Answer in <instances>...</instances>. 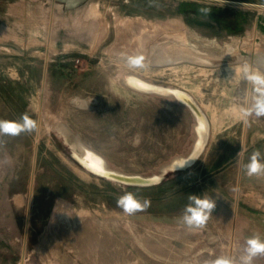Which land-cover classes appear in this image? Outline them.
Here are the masks:
<instances>
[{"label":"rangeland","instance_id":"obj_1","mask_svg":"<svg viewBox=\"0 0 264 264\" xmlns=\"http://www.w3.org/2000/svg\"><path fill=\"white\" fill-rule=\"evenodd\" d=\"M183 1L238 11L244 17L242 29L231 32L207 17L178 13ZM20 9L54 13L62 18L60 26L72 15L79 26L86 22L102 31L96 62L73 58L62 63L58 75L42 81L35 106L44 127L72 121L107 156L111 168L143 176L161 173L162 165L177 159L171 156L188 147L182 142L188 114L166 98L143 97V109L134 111V96L127 95L124 124L122 115L119 124L110 113L109 125L103 110L94 111L95 119L83 108L73 110L93 93L100 102H109L102 95L104 86L119 85L124 74L182 85L198 94L202 77L216 73L223 97L203 106L225 110L204 114L224 125L216 127L221 133L206 157L142 187L81 169L74 173L76 166L61 143H48L45 155L28 142L27 134L38 133L37 127L16 136L14 143L0 141V264H204L220 255L237 257L247 237L264 236V176L249 177L243 168L254 150L264 152V117H252L242 127L240 110L250 102V85L231 79L232 68L246 62L263 69L239 56L264 51V0H227L223 6L221 0H23ZM175 51L203 55L208 62L161 61L166 52ZM127 56H142L143 66L128 67ZM138 131L142 135L136 136ZM116 189L119 196L133 192L151 205L126 215L117 207ZM106 191L117 197L108 198ZM204 193L216 200L206 225L196 230L179 225L187 196ZM254 264H264V257Z\"/></svg>","mask_w":264,"mask_h":264},{"label":"crops","instance_id":"obj_2","mask_svg":"<svg viewBox=\"0 0 264 264\" xmlns=\"http://www.w3.org/2000/svg\"><path fill=\"white\" fill-rule=\"evenodd\" d=\"M22 1L0 0V119L19 121L21 116L27 113L30 118L37 122V128L39 129L37 131L38 133L32 136L27 134L29 137L28 142L32 141L39 145L38 149H40V153L44 149L43 152L46 155L48 143L59 142L62 145L64 153L66 152L67 156L76 166V168H72L74 173L77 174L78 169H81L82 172L93 177L110 180L105 176L96 174L85 168L73 157V151H81L83 149L82 146H85L87 149L100 155L110 167L107 156L91 144V139L84 138L82 131L72 121L67 119L56 121L52 126L49 125L50 127H44L40 122L36 112L38 109L35 106L36 102L38 104L40 102L42 81H48L58 75V69H61L62 63H70V60L73 58H78L80 63L85 62L90 64L96 62L94 60L97 58L95 52L98 50L100 39L102 37L104 38L101 34L102 31L100 29H93L92 25L88 27L86 22H83L79 26L78 18L72 15L66 18L67 21L64 25L60 26L57 25V21H61L62 18L54 13L47 15L46 12L41 11L21 12L22 9H20V6ZM173 62L172 64H175ZM180 62L191 63V61L186 60H181ZM168 64L170 65L171 63ZM218 78L216 73H210L209 76L200 78L198 94L182 85L174 86L158 82L153 83L179 88L187 92L204 113L207 109L225 110V107L208 106L211 102H214L213 100H216L222 95L219 92L221 88L218 87L220 84L215 82ZM104 88L107 90L104 89L102 95L108 96L109 102H100L99 97L97 98L93 93L95 97L80 100V103L73 110L83 108L91 113L87 116H90L92 119L96 117L94 111L103 110L102 118L109 119V125L111 124L110 118L112 120L111 114L114 118L118 119L119 124H121L122 115V124H124L128 108L127 95L134 96V103L132 105L134 111H137L139 107L140 110L143 109V97L166 98L174 106L178 105V107H181L188 114L186 139H182L183 143H188L187 151L186 153L173 155L170 158H185L192 152L193 146L198 140L196 131L197 122L186 104L171 95L144 91L126 86L123 83H119L117 86H104ZM175 99L178 100L177 104L174 102L176 101ZM15 102H21L22 105L18 107L15 105ZM206 104H208V107L203 106ZM205 115L208 122V129L204 144L194 162L187 167L192 166L200 157H206L208 155L213 143L216 141L217 133H221L220 130H216V127H223L224 125L223 123L216 124L207 114ZM242 125V127H246L245 122ZM41 127L44 131H41ZM135 135L139 136L142 134L138 131L135 132ZM182 136H185V127ZM15 137L9 136L8 138V136H5L0 141L14 143L16 140ZM53 137L55 140H53ZM74 142H77L79 147ZM45 155L44 157L46 158ZM165 165H162V167ZM116 190L119 191L117 194L119 196L120 190ZM106 196L108 198L117 197L116 195L112 196L111 192H107ZM140 196H143L142 193Z\"/></svg>","mask_w":264,"mask_h":264},{"label":"clouds","instance_id":"obj_3","mask_svg":"<svg viewBox=\"0 0 264 264\" xmlns=\"http://www.w3.org/2000/svg\"><path fill=\"white\" fill-rule=\"evenodd\" d=\"M226 2L227 0H221L222 6ZM198 11L204 17H209L211 13L210 8H200ZM143 59L142 56H127L125 62L130 68L142 67ZM232 69L234 76L231 79L239 77L250 85V102L246 107L241 108V119L248 123L252 117H264V69L253 67L247 62L239 68ZM36 127L37 122L27 113L23 114L19 121L0 119V137H15L22 133H31ZM243 168L249 177L264 176V152L259 149L254 150ZM116 203L117 207L129 216L143 212L151 205L149 199H140L133 192H125L117 198ZM215 207L216 200L206 193L203 195L190 194L187 196V203L182 213L177 217V223L188 230L202 229L212 216ZM257 257H264V236L253 234L245 239L237 257L220 255L204 261V264H254Z\"/></svg>","mask_w":264,"mask_h":264},{"label":"bare ground","instance_id":"obj_4","mask_svg":"<svg viewBox=\"0 0 264 264\" xmlns=\"http://www.w3.org/2000/svg\"><path fill=\"white\" fill-rule=\"evenodd\" d=\"M168 47H170V46H168ZM155 48H157V47H155ZM166 50H168V49H166ZM184 51L182 53L181 52L176 53V51H175V53H171V54H167V52H166L167 55L165 54L164 56L162 55V53H163V51H162V53H161L162 56L160 59L162 62H171V61L179 60L180 58L185 59L186 61H191V62H196V63H207L208 62L207 57H205L203 55H199V54H196L193 52L187 53ZM168 52H169V50H168ZM164 53H165V51H164ZM249 53L250 54L240 55V56L238 55V56L240 58L241 57L246 58L249 61H251L252 63L257 64L264 69V51L258 50V49H253V50H249ZM154 60H156V59H154ZM120 79L124 85L132 87V88H136V89H140V90H144V91H149V92L150 91L151 92H160V93H165V94L171 93L177 99L183 100L186 103H189L193 108H195V110H196L195 114L197 116L196 131H197L198 140L193 146V152H195L197 150L200 151V149L203 146L204 135H205V133H207V129H208L207 119H205V114H203V112H201L200 110H198L196 108V106H194L193 99L190 95L185 94L184 92H182L181 90H177L176 88L162 86V85L153 83L149 80H146L144 78H141V77L136 76L135 74H131V73H127V74L122 75ZM74 144H77V142L76 143L74 142ZM77 147H79L78 144H77ZM82 148L83 149H81V151H83V152H81V151L75 152L74 151V155H75V157H77L81 161V163L87 169H89L95 173L109 177L110 179L121 180L124 182H134V183L153 182V181H156L157 179H159V177L164 172H166L168 169L180 167V166L185 165V164H187L193 160V157H191V156L190 157L187 156L185 158L180 157V158L173 160L169 164L163 166L161 168L162 169L161 173H155V174H152L149 176H143V175H139V174H128V173H124V172H121L119 170L110 168L106 164L105 160L100 155H98L97 153L87 149L85 146H82ZM194 155H195V153H194Z\"/></svg>","mask_w":264,"mask_h":264},{"label":"trees","instance_id":"obj_5","mask_svg":"<svg viewBox=\"0 0 264 264\" xmlns=\"http://www.w3.org/2000/svg\"><path fill=\"white\" fill-rule=\"evenodd\" d=\"M200 8H210L211 13L207 18L217 21L221 25L228 27L231 32H236L242 29V21L244 20V17L238 11H232L226 8H217L206 4L183 1L177 5V12L191 16H203L198 11ZM200 23L201 22H196V24Z\"/></svg>","mask_w":264,"mask_h":264},{"label":"water","instance_id":"obj_6","mask_svg":"<svg viewBox=\"0 0 264 264\" xmlns=\"http://www.w3.org/2000/svg\"><path fill=\"white\" fill-rule=\"evenodd\" d=\"M177 90H181V89H178V88H176ZM182 92H184L185 94H188L187 92H185V91H183V90H181ZM158 93H160V92H158ZM162 94H165V93H162ZM168 95H171V96H173V97H175L173 94H171V93H168ZM176 98V97H175ZM177 99V98H176ZM193 99V98H192ZM178 100H180V99H178ZM181 102H183L184 104H186L188 107H189V109L191 110V112H192V114L194 115V117H195V119H196V122H197V116H196V114H195V112H196V110H195V108H193L189 103H186L185 101H183V100H180ZM193 102H194V106H196V108L198 109V110H200L201 112H203L202 110H201V108L196 104V102L193 100ZM204 114V113H203ZM205 119H207L206 118V115H205ZM207 126H208V122H207ZM206 134L207 133H205V135H204V140H205V137H206ZM204 140H203V144H204ZM194 153H195V155H194ZM198 153H199V151L197 150V151H195V152H193V150H192V152L188 155V157H193V160L191 161V162H189V163H187V164H185V165H182V166H180V167H176V168H172V169H168L166 172H168L169 170H178V169H182V168H185V167H187V166H189L190 164H192L193 162H194V160L196 159V156L198 155ZM72 154H73V157L81 164V165H83L82 163H81V161L77 158V157H75V155H74V151L72 152ZM84 166V165H83ZM85 167V166H84ZM86 168V167H85ZM166 172H164L160 177H159V179H157L156 181H153V182H149V183H134V182H124V181H121V180H114V179H111V180H114V181H117V182H119V183H122V184H125V185H137V186H148V185H153V184H157L158 182H160V180L162 179V177H163V175L166 173ZM95 173V172H94ZM96 174H98V173H96ZM101 175V174H100ZM102 176H104V175H102ZM106 177V176H105ZM107 178H109V177H107ZM110 179V178H109Z\"/></svg>","mask_w":264,"mask_h":264},{"label":"built area","instance_id":"obj_7","mask_svg":"<svg viewBox=\"0 0 264 264\" xmlns=\"http://www.w3.org/2000/svg\"><path fill=\"white\" fill-rule=\"evenodd\" d=\"M78 61V60H77Z\"/></svg>","mask_w":264,"mask_h":264}]
</instances>
